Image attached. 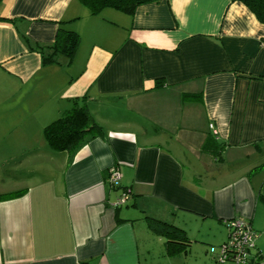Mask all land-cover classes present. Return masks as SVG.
Here are the masks:
<instances>
[{
    "label": "crops",
    "instance_id": "0c3cea01",
    "mask_svg": "<svg viewBox=\"0 0 264 264\" xmlns=\"http://www.w3.org/2000/svg\"><path fill=\"white\" fill-rule=\"evenodd\" d=\"M60 21L75 55L43 65L24 37L50 44ZM82 97L102 133L50 149L44 126ZM233 217L264 258V23L246 5L1 0L0 264H216Z\"/></svg>",
    "mask_w": 264,
    "mask_h": 264
},
{
    "label": "trees",
    "instance_id": "16d2710c",
    "mask_svg": "<svg viewBox=\"0 0 264 264\" xmlns=\"http://www.w3.org/2000/svg\"><path fill=\"white\" fill-rule=\"evenodd\" d=\"M78 1L88 9L90 14H98L104 8H113L122 13L133 15L137 6L150 2H158L160 0ZM231 1L242 2L254 14L259 22L264 23V0ZM24 40L31 50L40 53L43 65H50L57 64L60 56L66 57L68 62H70L75 55L80 36L77 32L65 28L63 26V21H60L54 40L50 44H30L25 37ZM83 98L84 97L81 99H74L73 106L69 110L63 112L56 119L44 126L43 136L50 149L72 153L84 140L96 137L102 133L101 127L88 112ZM148 224L157 232H166L168 237L167 244L176 243L179 246H184L188 243L183 231L174 225L153 218L149 219Z\"/></svg>",
    "mask_w": 264,
    "mask_h": 264
},
{
    "label": "built area",
    "instance_id": "2783aa9c",
    "mask_svg": "<svg viewBox=\"0 0 264 264\" xmlns=\"http://www.w3.org/2000/svg\"><path fill=\"white\" fill-rule=\"evenodd\" d=\"M210 128L214 133L213 125ZM120 173L116 167L109 172L108 182L116 186L119 182ZM128 193H122L114 205L126 202ZM228 227L227 239L218 246H210L208 252L216 264H264L259 252L255 248L256 233L248 220L241 217H233L226 222Z\"/></svg>",
    "mask_w": 264,
    "mask_h": 264
},
{
    "label": "rangeland",
    "instance_id": "374dc122",
    "mask_svg": "<svg viewBox=\"0 0 264 264\" xmlns=\"http://www.w3.org/2000/svg\"><path fill=\"white\" fill-rule=\"evenodd\" d=\"M105 11V10H104ZM103 13V12H102ZM105 13V12H104ZM105 15V14H104ZM215 244V243H214ZM221 244V243H220ZM219 244H215L214 246H218ZM210 256V254H209ZM224 264H231V263H224Z\"/></svg>",
    "mask_w": 264,
    "mask_h": 264
}]
</instances>
